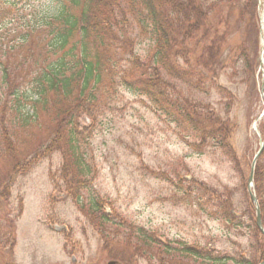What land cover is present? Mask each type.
I'll return each mask as SVG.
<instances>
[{"label": "rangeland", "instance_id": "rangeland-1", "mask_svg": "<svg viewBox=\"0 0 264 264\" xmlns=\"http://www.w3.org/2000/svg\"><path fill=\"white\" fill-rule=\"evenodd\" d=\"M8 1L11 5L0 12V50L4 54L1 60L8 71L0 91V191H8L6 199L0 198V264H159L155 250L144 251L145 257L138 255L121 230L104 247L92 224L79 212L80 203L67 193L64 183L70 173L66 179L67 161L59 150L62 142L56 135V118L45 115L43 105L37 109L38 105L31 103L34 96L25 98L33 95L30 90L10 89L36 74H28L32 66L45 65L42 60L37 62L42 37L33 34L28 39L33 42L26 45L28 54L17 49L18 38L27 24L38 19L37 11L50 12L56 0H39L30 7L20 0ZM198 2L206 9L207 19L188 48L199 57L205 45L210 48L212 41L216 42L217 83L234 98L217 93L210 75L205 78L203 92L207 94L189 90L186 93L196 101L208 103L219 118L229 121V143L236 154V164L219 153H191L176 129L148 108L145 98L117 87L114 95L109 93L99 102L94 135L87 148L83 147L90 173L85 178V190H78L81 204L100 201L111 219L121 218L133 228L153 232L162 242L198 244L231 254L236 246L242 248L248 243L246 230H227L214 218L200 214L196 207L180 204L184 197L175 195L170 183L182 178L180 185L186 180L218 195L234 192L233 214L240 216L244 206L240 179H244L248 194L247 190L252 189V184L249 187L247 183L251 164L264 139V51L260 43L261 37L264 43V0ZM133 37L138 43L136 52L145 56L150 36L136 30L129 43ZM243 48L249 52L251 64L256 60L259 66L261 62L263 65L262 70L258 66L253 82L243 71ZM23 55L27 59L24 63ZM117 55L121 57V52ZM45 58L52 56L47 54ZM171 82L184 91L182 84L174 79ZM229 101L233 105L226 110ZM16 102L19 107L24 105L18 114L10 108ZM7 117L11 123L5 125L9 130L6 136L15 148L14 161L3 153L6 136L1 125ZM79 122L82 126L88 123L84 117ZM15 161L18 172L13 170ZM107 229L113 233L111 223ZM178 261L166 256L162 264Z\"/></svg>", "mask_w": 264, "mask_h": 264}, {"label": "trees", "instance_id": "trees-1", "mask_svg": "<svg viewBox=\"0 0 264 264\" xmlns=\"http://www.w3.org/2000/svg\"><path fill=\"white\" fill-rule=\"evenodd\" d=\"M20 1L30 7L39 0ZM10 5L8 0H0V12ZM52 6L50 12L37 11L38 19L24 27L25 32L19 35L17 45V49L21 48L28 54L26 45L33 43L28 39L33 34L40 35L41 55L37 62L42 60L41 63L45 65L32 66L28 74H36L10 89L30 90L33 95L25 98L34 96L35 100L31 103L38 105L37 109L40 110L43 105L45 115L56 118V135L60 136L62 142L59 150L67 161L64 167L66 179L70 173L64 187L75 202L80 203L79 212L92 224L103 246L108 247L110 237L117 236L121 230L131 249L138 255L145 257L144 251L155 250L159 264L164 262L166 256L171 260L177 258L178 264H259L263 261L264 238L255 227V208L250 202L243 178L239 187L244 203L240 216L233 214L234 192L218 195L212 189L194 185V182L190 184L186 180L180 185L184 180L182 178L170 183L175 195L184 197L180 204L196 207L200 214L214 218L227 230H246L248 243L242 248L236 246L231 254L198 244L162 242L153 232L133 228L121 218L111 219L100 201L81 204L78 189L85 190V178L90 173L88 162H84L83 147L87 148L88 141L94 135L99 102L109 93L114 95L117 87L145 98L148 108L176 129L178 138L191 153L200 156L219 153L231 164H236L237 157L229 143L232 134L229 121L219 118L208 103L196 101L195 97L186 93L189 90L207 94L203 92L205 78L210 75L212 88L217 93L234 98L217 83L219 57L214 52L216 42L212 41L210 48L208 44L205 45L199 57L188 48L194 44L196 33L205 26L208 13L202 3L198 0H56ZM136 30L141 35L150 36L151 44L145 56L136 52V38L128 42ZM117 52H121V57ZM47 54L52 59L45 58ZM3 55L0 50V91L8 79V71L1 60ZM240 56L244 63L243 71L251 76L252 82L255 81L259 66L257 61L251 64L246 48L242 49ZM22 58L23 63L26 62V56ZM199 69L203 72L199 73ZM172 79L182 84L184 91H180L171 82ZM232 105L233 101L227 102L226 110ZM23 107L17 106L16 102L10 108H14L18 114ZM31 108L35 110L34 106ZM82 117L86 118L87 125L80 124ZM8 123L11 122L7 117L1 125L5 136L9 131L5 128ZM5 138L3 153L14 161L12 155L15 148L10 146L7 136ZM18 169V162L15 161L13 170L18 172ZM253 190L264 229V151L254 169ZM7 197V189L1 190L0 198ZM110 223L113 233L107 229Z\"/></svg>", "mask_w": 264, "mask_h": 264}, {"label": "water", "instance_id": "water-1", "mask_svg": "<svg viewBox=\"0 0 264 264\" xmlns=\"http://www.w3.org/2000/svg\"><path fill=\"white\" fill-rule=\"evenodd\" d=\"M263 148H264V140L260 143L259 151L254 156V159H253L252 164H251L250 174H249V177H248V186L249 187L252 184L253 170H254L255 163H256L257 159L259 158V156L261 155V153L263 151ZM248 191H249V189H248ZM249 196H250V199H251L252 203L255 205V213H256V222H255V224H256V227L260 231L262 236L264 237V230H263L262 225H261L260 212H259V208L257 206L256 198H255L254 194L252 192H250V191H249ZM108 264H117V263L110 262ZM260 264H264V261L261 262Z\"/></svg>", "mask_w": 264, "mask_h": 264}]
</instances>
